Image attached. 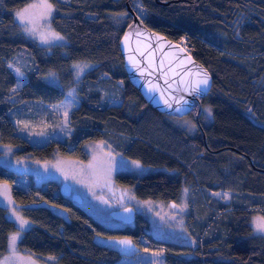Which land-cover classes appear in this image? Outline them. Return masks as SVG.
Segmentation results:
<instances>
[{"label":"trees","instance_id":"16d2710c","mask_svg":"<svg viewBox=\"0 0 264 264\" xmlns=\"http://www.w3.org/2000/svg\"><path fill=\"white\" fill-rule=\"evenodd\" d=\"M29 1L0 0V144L9 147L13 157L37 162L54 154L87 160L83 143L102 141L112 152L155 168L140 176L117 175V182L132 186L139 198L173 199L183 185L256 196L245 204L233 198L220 205L205 218L208 234L187 244L159 240L139 225L117 232L144 239L147 246L139 244L138 251L162 250L163 264H264V236L255 234L249 223L253 213L264 216V201L259 200L264 197V171L258 170H264V0H50L51 26L66 41L54 46L34 43L14 19V12ZM128 6L147 27L180 43L209 71L211 87L199 101L210 109L211 120L205 124L199 114L200 128L194 135L171 127L167 114L152 108L129 83L119 50L131 20ZM120 15L125 20L118 23ZM19 56L23 64L16 61ZM74 61L90 66L80 80L78 104L66 121L71 129L67 137L36 145L15 133L11 109L22 104L47 116L45 107L60 103L75 82L70 69ZM10 64L26 77L18 89H13L16 77ZM117 83V105H102L101 92L89 88ZM196 108L188 113L194 124ZM32 120L37 121L36 116ZM162 123L178 139L171 149L157 143ZM196 163L210 167L216 178L198 181L192 170ZM37 166L0 164V182L12 184L13 173L30 179L28 192L11 187L13 202L32 223L21 232L16 248L42 262L52 257L51 264H115L122 251L95 240L113 232L74 206H65L66 217L58 214L60 196L52 195ZM6 168L14 171L6 174ZM42 185H48L46 191ZM17 230L0 205V256Z\"/></svg>","mask_w":264,"mask_h":264},{"label":"rangeland","instance_id":"374dc122","mask_svg":"<svg viewBox=\"0 0 264 264\" xmlns=\"http://www.w3.org/2000/svg\"><path fill=\"white\" fill-rule=\"evenodd\" d=\"M48 5H51V9L47 7ZM18 13L21 14L23 19L17 15ZM52 15L53 6L50 0H31L14 12V19L21 25L22 30L34 43L41 46L63 45L66 43L64 37L53 30L51 26ZM124 20L125 15H120L118 17V23ZM16 61L19 64L25 62L22 56H19ZM10 66L16 77V84L13 89H18L26 80L25 74L20 70V67L14 64H10ZM89 66L87 62L83 61L72 62L70 69L75 82H73L67 95L60 103L45 107L47 116L36 115L32 112V107L29 108L22 104H16L10 111V116H13L12 123L14 127L18 128L15 129L14 132L36 145L44 144L52 138L64 140L71 132V129L66 124L69 112L78 104L77 98L79 96L78 88L80 86V80ZM89 88L101 92L100 103L102 105H117L121 101L120 83H117L116 86L92 85V87ZM244 111L251 116L247 108ZM65 113H67V115H65ZM33 116H36L37 121L32 120ZM200 116L205 124L209 123L211 120L210 109L208 107H203ZM41 117H43L44 120H41ZM166 117L165 120L171 127H180L188 133V135H194L197 132V127L188 114L184 116L166 115ZM258 123L262 124L261 121ZM155 137H160L157 143L160 142L163 148L169 149L172 145H178V139L164 128L163 123L160 130H157ZM82 148L88 156L87 160L54 154L49 159L35 162L24 157H13L9 147L0 144V164H12L18 167L26 165L35 167L37 164V167H39V169L41 168L44 173L54 175L53 181L68 180L72 182L74 188L79 191L88 188L91 189L97 185L95 180H97L98 176L95 174L102 171L101 163L108 164V167L111 169L108 175L105 174L104 178L107 176L111 178L114 171L140 176L155 170V168L144 166L140 163V166L137 167L136 164L133 163V160L126 159L112 152L102 141H87L83 143ZM226 157L232 160L230 156ZM233 159L238 160L236 158ZM192 170L198 181L210 178L214 180L216 178V176L210 172V167L205 164L196 163L193 165ZM226 170L227 169H225V171ZM10 171L11 170H9V172ZM22 171L23 169L21 168L19 172ZM9 172L6 168V174H9ZM12 180V184L0 182V205L6 207L7 218L16 224L18 230L9 236L6 252L0 256V264H51L53 261L52 257L45 256L42 262L31 254L20 252L16 248V243L21 232L28 229L32 223L22 215L19 206L13 202L11 187H17L24 192H28L30 179L25 174L13 173ZM43 180L49 181L52 179L44 178ZM85 182L90 184L86 185L84 184ZM216 183L214 181L212 182L213 185ZM49 184L50 187L53 188L52 195L56 194L58 192L56 184ZM80 184L83 185L80 187ZM219 184L222 183L219 182ZM47 186L42 185L41 189L45 190ZM132 188L131 186L119 182L114 183L113 190L116 192L119 190L122 194L112 205L121 206L124 203L132 205L138 212V220L143 223L146 232L159 240L174 241L182 244L190 243L192 240L196 241L198 236H206L208 234L209 228L204 223L205 218L208 215L217 213V208L220 205L232 203L233 198H236V200L240 198L242 204L258 199L256 196H245V198H243L242 194L237 192L238 190L231 191L221 188L219 191L213 192L209 189H195L191 185H183L173 199L137 198ZM88 195L89 194L86 193L88 199L85 203H88V205L90 204L87 212H91L93 217L103 226H105V223L106 225H114L113 221L102 216V204L98 205L93 202L94 197H96V195L98 196V193L94 192L92 199H89ZM102 195L104 194H99L98 197ZM34 197H38V195L35 194ZM259 200L264 201V197ZM237 201L241 202L239 200ZM170 202H172V204ZM173 205H175V207H173ZM83 207L86 208L84 205ZM191 216L192 220L190 221ZM21 220L25 222L23 226H21ZM249 223L255 234L264 236V228L259 227V225L264 224V216L253 213L250 216ZM199 225L200 227H198ZM202 225L203 227H201ZM119 226H121V224H119ZM14 235L16 236V240L14 245H12L11 238ZM138 244L144 247L147 246L146 241L142 238L138 239ZM115 264H163V252L162 250L131 252L122 256Z\"/></svg>","mask_w":264,"mask_h":264},{"label":"water","instance_id":"95a60500","mask_svg":"<svg viewBox=\"0 0 264 264\" xmlns=\"http://www.w3.org/2000/svg\"><path fill=\"white\" fill-rule=\"evenodd\" d=\"M127 10L131 20L120 38L119 50L129 83L152 108L167 115L188 114L193 109L195 100L197 104L195 122L200 127L199 97H204L210 90L209 71L180 43L147 27L129 6ZM204 78H207V84L197 86L198 81ZM202 135L204 140L203 132ZM204 145L206 146L205 142ZM70 190L68 182H63L58 187L59 194L71 196L72 200L80 202V195L76 193L71 195ZM110 214L112 218L127 224L135 220V210L131 206L113 210ZM123 239H127L130 243L120 244L119 241ZM96 242L104 246H117L125 252L137 249L129 237L102 238L99 236L96 237Z\"/></svg>","mask_w":264,"mask_h":264},{"label":"flooded vegetation","instance_id":"af4514ba","mask_svg":"<svg viewBox=\"0 0 264 264\" xmlns=\"http://www.w3.org/2000/svg\"><path fill=\"white\" fill-rule=\"evenodd\" d=\"M194 103L196 104V101L195 100H194ZM196 110H197V108H196ZM201 110H202V107H201ZM201 110H200V113H201ZM195 114H196V112H195ZM194 122H195V117H194ZM195 125H196L197 129L200 128L199 126H197L196 122H195ZM98 166H96V167H98ZM101 169H102L101 172H97L95 174L96 176H98L97 180H95V183L97 185L94 186V187H92L91 189L88 188V189H84V190H80V191L77 190V189H75L74 188V184L72 182L68 181V180L53 181L54 175H52V174H49L48 175V174L44 173L42 169L38 170L37 172L41 175L42 179H44V178L52 179V180H49V181H44L45 184H48V183H51V182L52 183H56V186H57V189H58V187H59V185L61 183L68 182L70 184V188H71V190H70L71 195L72 194H75V193L80 195L81 201L80 202H76V201H74V200L71 199V196H63V195L59 194V192H57L58 195L60 196L61 204H60V206L56 207V211H58V214H60L61 216L66 217L65 215H67L66 214V211L67 210L65 209V206L66 205H68V206H74L77 209L82 210V211L88 213L87 210H88V207H89L90 204L88 205V203H85L87 201V199H88L87 196H86V193L89 194L88 195L89 199L90 198L92 199V195L94 194V192H96V193H98V196H99V194H104V195H102L100 197H98L97 195H96V197L93 196L94 197V199H93L94 201L93 202H95L98 205L102 204V209H101L102 212H103L102 216L103 217H106V219L109 218L110 221H113L114 222V225H112V226L111 225H108V224L106 225V223L104 224L105 226H103L102 224H100L93 217V215H92L91 212L88 213L92 218H94L99 223V225H101L102 227H104L106 230H109V231H112L113 232V236L112 235H109V236L107 235V236H100V237H102V238H109V237H129V238H131L130 235H123V234L122 235H119V233L117 231H125V230H129V229H132L133 230L138 225L140 226V229L142 230V232L145 231L144 230L143 223H141L140 220H138V216H137L138 215V212L136 211V209L132 205L127 204V203H124L121 206H116V205L113 206L112 205V203H114V201L118 197H121V194H122L121 191H119V190H117V192L113 190V184L114 183H117V178L116 177H117L118 174H121V173H119L117 171H114L111 178L108 177V176L104 178L105 174L108 175V173H109V171L111 169L108 167V164H103V163H101ZM42 181L43 180H41V182ZM84 184L89 185L90 183H86L85 182ZM82 185L80 184V187ZM131 188H132V186H131ZM132 189H134V188H132ZM133 193L135 194V191ZM135 196H136V194H135ZM137 198H139V197H137ZM83 205L86 206V208L83 207ZM55 206L54 205H51V207L53 209L55 208ZM126 206H131L135 210V220L133 222L127 224L125 222H122L120 220H116V219H114V218L111 217V214H110L111 211L117 210V209H120V208H123V207H126ZM142 222H144V221H142ZM118 223L121 224V226H119ZM97 237H99V236H97ZM138 239H139V237H138ZM138 239L137 240H134V239L131 238V240L135 243V245L137 247V249L135 251H127V252H125L123 249H121V248H119L117 246H114V245H108V247L115 248V249H118V250L122 251V256H124V255H127V254L131 253V252H137L138 251V246H139ZM95 240H96V238H95Z\"/></svg>","mask_w":264,"mask_h":264},{"label":"snow or ice","instance_id":"6c2138e0","mask_svg":"<svg viewBox=\"0 0 264 264\" xmlns=\"http://www.w3.org/2000/svg\"><path fill=\"white\" fill-rule=\"evenodd\" d=\"M47 7H48L49 9H51V5H48ZM17 15L20 16L21 19H23V17L21 16V14L18 13ZM77 67H79V66H77ZM199 84H205V85H206V84H207V78H204V79L198 81L197 86H198ZM65 115H67V113H65ZM133 163H135L137 167L140 166L138 161H134ZM5 194H6V193H5ZM173 207H175V205H173ZM24 223H25V222H24L23 220H21V226H23ZM259 227L264 228V224L259 225ZM15 240H16V236L14 235V236L11 238V244H12V245H14ZM119 243H120V244H123V245H127V244L130 243V241H128L127 239H123V240H120Z\"/></svg>","mask_w":264,"mask_h":264}]
</instances>
